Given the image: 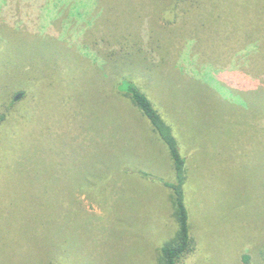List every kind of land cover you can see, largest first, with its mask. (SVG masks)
I'll list each match as a JSON object with an SVG mask.
<instances>
[{
	"label": "rangeland",
	"instance_id": "374dc122",
	"mask_svg": "<svg viewBox=\"0 0 264 264\" xmlns=\"http://www.w3.org/2000/svg\"><path fill=\"white\" fill-rule=\"evenodd\" d=\"M76 1L61 0L55 7L58 0H0V112L7 106L3 103L4 92L9 91L8 95L14 97L7 121L0 128V264H29L18 262L21 250L36 240L27 219H36L37 224L42 222L18 197L15 199L14 193L7 191L6 179H11L13 185L26 187L25 182L17 178L20 173L15 162H24L21 159L25 153L40 159L47 157V161L59 160L50 150L59 145L62 153L68 154H73L71 145L81 153L94 146V135L87 127L85 113L72 101L73 87L86 77L83 69L88 62L82 55L90 54L83 42L89 41L90 34L83 36L82 32L92 17L91 13L74 12L72 5ZM219 2L221 12L212 2L207 8H211L212 13L188 16L186 24L191 38L180 40L178 54L172 58L173 65L178 71L184 65V70L191 74H203L212 86L222 80L226 83V88L222 89L225 95L239 83L246 82L249 89L258 84L259 89L264 90L262 1ZM225 11L227 14L223 13ZM52 35L62 36L70 44L61 47L60 53L70 59L62 75L46 64L53 58L51 49L55 47L46 46L43 50V46L31 41L36 36ZM23 38L31 40L25 43ZM187 49L192 56L190 62ZM18 54L24 61L12 56ZM198 57L202 62L194 66ZM9 58L13 61L10 73L21 77L28 72L36 76L38 81L34 84L44 89L46 96L39 98L37 93H30L22 97L21 87H12L11 91L6 87L11 86V81L3 61ZM216 89L215 92L208 90V104H214L220 96L216 93L218 87ZM193 100L190 99L195 103ZM157 104L164 117L174 124V109L162 102ZM237 109L218 113L221 118L225 112L232 114L226 117L217 140H209L207 134L203 135L201 129L192 124L196 118L194 113L191 120L184 123L185 128L174 124L177 134L182 135L183 151L189 162L185 190L195 243L193 251L179 264H264V115L250 111L248 117H238ZM162 154L153 153L168 172L165 154ZM135 187L134 183L127 186L114 179L104 185L106 195L100 201L77 192L78 225H83L76 227L80 244L76 249H69L63 240V253L52 257L51 262L106 264L113 260L118 261L117 264H129L125 254L134 250L140 255L151 252L154 259L157 248L175 229L169 191L153 184L146 196L132 204ZM66 195L63 193L65 198ZM120 197H129V205L122 203Z\"/></svg>",
	"mask_w": 264,
	"mask_h": 264
},
{
	"label": "trees",
	"instance_id": "16d2710c",
	"mask_svg": "<svg viewBox=\"0 0 264 264\" xmlns=\"http://www.w3.org/2000/svg\"><path fill=\"white\" fill-rule=\"evenodd\" d=\"M58 1L55 7L61 0ZM261 1L260 7L264 9V0ZM212 2L221 12L219 0H78L72 5L77 14L91 13L92 16L82 32L83 36L90 34L89 41L83 42L90 54L88 57L82 55L88 62L83 69L86 77L73 87L72 101L85 113L87 127L94 135V146L81 153L71 145L73 154L62 153L60 145L55 150L49 147L59 160L47 161V157L40 159L25 153L21 159L24 162H15L20 173L17 178H21L26 187L13 185L11 179H6L9 183L7 191L14 193L15 199L18 197L30 213L42 221L37 224L36 219H27L36 240L21 250L18 262L62 264L51 262L52 257L63 253L62 241L69 249H76L80 244L76 227L83 225H78L77 219L78 194L84 193L91 200H103L106 195L104 185L114 179L127 186L136 185L132 204L146 196L153 184L167 189L171 218L175 223L174 232L162 241L154 259L151 252L140 255L134 250L125 254L129 264H140L141 261L143 264H179L193 251L195 243L185 190L189 162L183 151L182 135L177 134L174 124L185 128L184 123L189 122L194 113L196 118L192 124L199 127L203 135L207 134L209 140H217L221 127L227 122L226 117L232 114L225 112L221 118L218 113L235 107L239 108L238 117H248L250 111L264 115V90L259 89L258 84L249 89L248 82L239 83L225 95L222 89L226 88V83L222 80L212 86L203 74H191L184 70V65L178 71L173 65L172 58L178 54L180 40L187 36L191 38L190 27L186 24L188 16L212 13L211 8L207 9L208 3ZM254 5L258 10L257 2ZM223 13L227 14V11ZM23 40L26 43L31 39ZM31 41L43 46V50L46 46L55 47L51 49L53 58L46 64L62 75L70 61L60 53L61 47L70 45L67 39L52 35L36 36ZM186 53L188 62L192 61L188 49ZM12 56L24 59L19 54ZM12 62L11 58L3 61L11 81V86L7 84L6 87L10 91L12 87H21L22 97L30 93H37L39 98L46 96L44 89L35 86L36 76L28 72L21 77L12 75ZM195 62L194 66H197L202 61L198 57ZM216 87L220 96L214 104H208L206 94L209 89L215 92ZM8 92L3 94V103L7 106L0 112V128L6 123L14 103V97ZM228 96L232 100H228ZM191 98L195 103L190 101ZM159 102L174 109V124L161 113ZM155 151L165 154L168 172L153 155ZM25 166L30 167L25 169ZM63 193H67L66 198ZM120 200L129 205V197H120ZM262 258L264 262V250ZM117 263L110 260L106 264Z\"/></svg>",
	"mask_w": 264,
	"mask_h": 264
}]
</instances>
